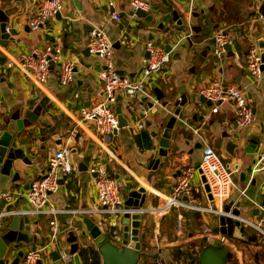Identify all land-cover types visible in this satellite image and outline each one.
<instances>
[{
	"label": "crops",
	"instance_id": "1",
	"mask_svg": "<svg viewBox=\"0 0 264 264\" xmlns=\"http://www.w3.org/2000/svg\"><path fill=\"white\" fill-rule=\"evenodd\" d=\"M15 1L0 0V6L8 7ZM19 1V11L8 20L7 30L13 39L0 38V118L21 117L25 120L28 114H35L37 119L20 132V138H33L30 158L34 164L25 166L15 162L23 171V177L18 182L19 189L10 202L15 210L22 213L23 206L29 207L24 187L33 178L45 174L48 158L57 149L70 145L76 150L71 155L72 171L60 174L59 189L50 195L57 208L67 211L58 214L56 221L60 231L58 243L68 247L65 242L67 230H63V226L75 225L76 217H79L71 211L96 207L93 174L88 168L86 171L79 170L83 159H88L89 164L99 159L108 173L113 177L117 175L123 197L138 185L143 186L147 190L143 207H149L162 202L156 193L170 192L176 183L178 169L185 165L194 167L200 160L203 145L208 144L233 170L234 185L223 205L231 201L233 207L240 204V218L253 224L241 223L244 226L242 235L227 237V245L232 249L237 264H264V171L253 172V165L264 147V70L260 79L253 80L246 66L249 38L253 37L257 42L254 34L258 32L264 41V21L258 20L257 15L259 11L264 12V0H170L173 5L169 7L159 0H149L151 9L147 14L153 16L151 22L133 15L130 0H80V10L74 0H64L59 17L49 18L45 27L35 31L26 29V26L38 8L39 0ZM155 6H158V12L154 10ZM175 8H179L181 15L189 14L186 18L182 17V28L171 19ZM113 11L120 15L118 20L112 17ZM160 23L162 28L158 27ZM218 27L225 28L229 34L230 49L221 59H215L211 54L213 33ZM92 28L102 30L112 42H119L113 52L114 65L123 76L132 80L146 57L144 45L147 41L161 39L173 47L177 43L185 45L184 48L174 47L167 64L157 76L149 79L145 88L148 92L155 87L163 92L172 90L169 104L179 97L180 87L186 88L188 94L196 93L193 94L194 102L182 110L181 125L176 124V133L181 138L174 139L173 144L178 146V151H170L165 161H161L156 168L151 164L156 157L157 144L152 131L160 133L162 129L157 128L156 116L147 109L144 108L146 117L143 119L132 115L129 127L118 129L110 139L111 146L107 148L101 147L72 117L81 118L80 108L93 103L103 94L96 76L102 67L101 59L93 54L83 55L88 31ZM168 30H171V38H164ZM45 42L58 44L63 56L75 61L74 82L61 87L58 83L59 70L54 65L49 70L45 87L39 88L20 71L6 68L1 61L5 58L3 52L18 57L22 53H33ZM176 52L179 57L173 56ZM211 80L220 81L224 86L239 87L245 92L253 113V122L249 127L237 125L231 103H222L217 112H211V103L198 100L201 88ZM122 97L118 104L122 105L126 114V99ZM146 120L151 122L150 127L146 126ZM137 122H143V128L133 127ZM91 125H87L89 129H92ZM28 128L32 130L28 132ZM253 139H257V145L248 147ZM229 140L239 144L233 153L226 148ZM241 171L246 172L247 181H241ZM252 178H255V184H251ZM194 181L201 185V205L216 208V203L208 198L204 190L197 169ZM178 216H181L180 232L177 230ZM87 217L105 231L99 215L90 214ZM218 218L219 215L212 211L177 207L169 212L143 214L140 241L145 247L139 264H153L156 257H170L175 248H186L194 256L205 241L221 235L216 231ZM38 219L30 218L29 232L36 237L30 244H21L22 250L50 241L48 220L43 217ZM78 221L84 229L81 220ZM20 226H25L22 219ZM79 242L80 248L94 245L88 234L79 236ZM54 250L55 245H49V261L52 263H55L52 261ZM14 256L15 253H12L10 260Z\"/></svg>",
	"mask_w": 264,
	"mask_h": 264
},
{
	"label": "built area",
	"instance_id": "2",
	"mask_svg": "<svg viewBox=\"0 0 264 264\" xmlns=\"http://www.w3.org/2000/svg\"><path fill=\"white\" fill-rule=\"evenodd\" d=\"M64 6V0H40L38 8L27 21L30 30H38L45 27L49 18H54L60 13ZM113 7V4L110 3ZM130 6L134 12L141 9L148 12L151 9L149 0H130ZM258 20L264 21V12H258ZM116 20L120 15L112 12ZM249 46L246 55V66L248 75L253 80H258L262 74L261 49L253 37L249 38ZM229 34L223 27H218L213 33L211 54L215 59H221L228 51ZM86 47L90 54L101 59L102 67L97 71L96 76L102 85L103 95L88 106L80 108L81 118L72 116L77 125L87 132L101 147L107 148L118 120L115 107L118 105L117 97L122 94L125 99H133L137 93L143 92L149 79L157 76L170 59V53L163 45L149 40L144 45L148 56L143 59L142 66L135 77L130 79L123 76L117 70L113 61V42L106 34L97 28L88 31ZM3 64L6 68H14L20 71L23 76L37 87H45L49 70L56 65L59 70L58 83L61 87L67 86L75 80V61L66 58L58 44L45 42L36 48L33 53H22L18 57L4 53ZM212 104L211 112H217L222 103H231L236 123L239 127L247 128L253 122L252 109L248 103L245 92L236 86H224L220 81H208L200 90ZM76 96V95H75ZM123 98V97H122ZM94 125L89 129L88 124ZM143 122H137L133 127L143 128ZM71 147L65 144L57 149L47 161V170L44 175L33 178L30 187L26 190V200L29 207L22 210V214L30 218L39 215H48V224L51 228L49 242L45 245L30 246L24 250L23 256L18 264H42L43 254L46 251L49 258V245H55L59 255L60 264H70L72 256L68 247L58 243L59 226L56 221L58 214L67 212L59 209L50 200V195L59 189L60 174H69L72 171ZM199 167L209 186L213 202L217 207L214 209L201 205V185L195 183L196 169L193 166L185 165L178 169L176 183L168 193L157 192L162 202L156 206L126 208L125 198L117 179L110 176L105 164L97 159L88 165V170L93 174L94 192L96 207L83 208L71 211L78 215L77 220L90 214L99 215L102 220L104 232L111 238H119L120 220L124 214L145 213L157 214L169 212L172 208H185L201 211H212L218 215L224 213L222 210L223 201L229 196L234 185L233 170L225 164L214 148L208 144L202 147ZM264 171V147L261 149L256 162L253 165V172ZM12 211H2L0 215L10 214ZM76 220V221H77ZM244 225H253L247 220L239 217ZM99 225V224H98ZM100 226V225H99ZM101 228V227H100ZM102 229V228H101ZM177 230L181 231V216H178ZM220 242L227 246L228 238L220 235ZM47 262L44 264H51ZM153 264H164L161 257H156Z\"/></svg>",
	"mask_w": 264,
	"mask_h": 264
},
{
	"label": "water",
	"instance_id": "3",
	"mask_svg": "<svg viewBox=\"0 0 264 264\" xmlns=\"http://www.w3.org/2000/svg\"><path fill=\"white\" fill-rule=\"evenodd\" d=\"M159 1L168 7L173 5L170 0ZM38 2H40V0ZM74 3L77 9L80 10V0H74ZM20 7L21 2L19 0H16L13 5L5 8L0 6L1 39H13L7 30L9 23L8 20L9 17L15 15L19 11ZM154 10L158 12V6H155ZM133 15L143 18L146 22H151L153 19L151 14H147V12L141 9L135 10ZM188 16V13L181 15L179 8H175L171 12V19L179 28L184 26L182 17L186 18ZM56 17H59V13L56 14ZM158 27L162 28L163 25L159 24ZM27 28L28 26H26V29ZM170 33L171 30L166 31L163 37L171 38ZM254 36L261 49L262 70H264V41L258 32H256ZM118 43L119 42L117 41L113 42V47L117 48ZM155 43L163 44L165 50L171 54L173 53L175 46L181 48H184L185 46L184 44L177 43V45L173 47L169 42L164 43L161 39H157ZM227 49H230L229 44L227 45ZM89 54L88 48L86 47L83 50V55L89 56ZM145 54L148 56V52L145 51ZM173 56L179 57V53L176 52ZM1 61L4 60L2 59ZM119 73L121 74V72ZM193 94L196 93L193 92L188 94L186 88L180 87L179 97L169 104L172 99V90L170 89L167 92H163L155 87L152 92H148L147 90L139 92L135 99L125 100L126 114L123 113L121 104H118L115 107L118 124L113 133L116 134L118 129L128 128L130 125L129 123L133 118L132 115L134 114L141 119L145 118L146 114L143 112L144 108L147 109L150 114L155 115L157 128L162 129L160 133L158 130L152 131V137L156 140L157 144L156 157L152 160L151 164L156 168L161 161H165V158H167L170 151H178V146L173 144L174 139L179 140L181 138V135L176 133V124L181 125L182 110L185 106L194 102L195 96ZM120 100L121 96H118L117 101L119 102ZM198 100L201 103H210V101L201 94H198ZM159 107L161 108L160 110L158 109ZM36 119L37 117L35 114H28L25 120L21 117L11 118L2 116L0 118V210L3 209L0 212H13L0 215V264H18L19 259L24 253V250L20 248L21 244H30L36 237L33 233L30 234L29 232L30 217L18 212L10 204L12 197L19 189L18 182H20L23 177V171L15 164V162L19 161L25 166H31L34 164V161L30 158L31 152L33 151V138L30 136L20 138V132L25 129L26 125L35 122ZM145 124L147 127L151 126L149 120H146ZM90 128L93 129L94 125H91ZM31 130V128H28V132ZM235 139L236 141L239 140L238 137ZM238 145V142L229 140L226 144V148L230 153H233V151L238 148ZM256 145L257 139H253L248 144V147H255ZM75 151V149H71V153H75ZM88 165L89 160L83 159L79 164V170L86 171ZM194 168L201 174V182L208 198L213 200L209 191V186L199 167V162L194 164ZM239 175L241 181H247L249 179L246 172L241 171ZM115 178L117 179V175H115ZM250 181L251 184H255V178H252ZM30 185L31 182H28L24 189L27 190ZM146 196L147 190L143 186L138 185L136 188L129 190L126 193L124 197L125 207H143L145 205ZM7 203L9 204L7 205ZM239 205L240 204L233 207L232 201L223 205L222 210L224 213L219 214L218 227L216 228V231L221 235L226 237H240L242 235L244 226H242L241 221L239 220ZM262 205H264V198ZM21 209L26 210L27 206L25 205ZM141 218L142 215L139 213L124 214L120 220L121 226L118 239H110L100 226L87 216L81 218L84 229H81L78 220L73 226L64 225L63 230H67L65 242L68 244V252L72 256V263L83 264L79 236L88 234L99 252L101 264H139L142 258V251L145 247L140 241ZM21 219L25 225L23 228L20 226ZM12 253H15V256L10 260ZM229 257L230 252L227 246L216 238L209 239L205 246L198 249V264H226ZM52 261L55 263H58L59 261V255L56 250L52 251ZM38 264H40V262H38Z\"/></svg>",
	"mask_w": 264,
	"mask_h": 264
},
{
	"label": "trees",
	"instance_id": "4",
	"mask_svg": "<svg viewBox=\"0 0 264 264\" xmlns=\"http://www.w3.org/2000/svg\"><path fill=\"white\" fill-rule=\"evenodd\" d=\"M110 176H112L109 173ZM110 239H112L109 236ZM233 241L237 242L239 239L231 238ZM207 242L205 241L202 245L205 246ZM227 248L230 252V257L227 260L226 264H237L236 259L233 256L232 249L227 245ZM82 253V263L83 264H101V257L99 255V252L97 248L94 245L82 247L80 248ZM164 260V264H174V263H180V264H198V251L195 252V255L193 256L192 253H188L187 250H180L179 248H175L172 252H170V259L166 261L165 258L162 257ZM154 260V259H153Z\"/></svg>",
	"mask_w": 264,
	"mask_h": 264
},
{
	"label": "rangeland",
	"instance_id": "5",
	"mask_svg": "<svg viewBox=\"0 0 264 264\" xmlns=\"http://www.w3.org/2000/svg\"><path fill=\"white\" fill-rule=\"evenodd\" d=\"M160 24H162V23H160ZM107 145L108 146H111V144H110V142H108L107 143ZM72 155V154H71ZM42 217L43 218H46L47 220L49 219V216L48 215H39L37 218H39V219H42ZM38 219V220H39ZM59 233H60V231H59ZM59 235V234H58ZM262 237H264V235L262 234ZM66 246V245H65ZM181 250H186V248L184 249H181ZM189 252V251H188ZM166 259V261H168L169 259H170V257H167V258H165ZM49 258H48V256H47V253H46V251L44 252V254H43V258H42V264H44V263H47V262H49ZM52 264H57V263H52ZM60 264V263H59ZM70 264H72V262L70 263ZM174 264H180V263H174Z\"/></svg>",
	"mask_w": 264,
	"mask_h": 264
}]
</instances>
